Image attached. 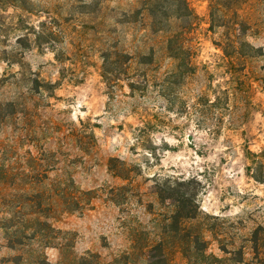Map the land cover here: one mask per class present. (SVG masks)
<instances>
[{
	"label": "rangeland",
	"instance_id": "374dc122",
	"mask_svg": "<svg viewBox=\"0 0 264 264\" xmlns=\"http://www.w3.org/2000/svg\"><path fill=\"white\" fill-rule=\"evenodd\" d=\"M183 1L0 0V157L50 150L93 196L48 219L42 264H187L195 234L198 264H264V0Z\"/></svg>",
	"mask_w": 264,
	"mask_h": 264
},
{
	"label": "trees",
	"instance_id": "16d2710c",
	"mask_svg": "<svg viewBox=\"0 0 264 264\" xmlns=\"http://www.w3.org/2000/svg\"><path fill=\"white\" fill-rule=\"evenodd\" d=\"M181 4L184 5L183 0ZM172 42L173 38L168 40V53L180 61L178 67L185 66L190 71L191 66L185 64L188 54L183 48L173 50ZM0 107L3 105L0 104ZM26 154L24 165L17 169L0 157V236L3 240L0 247L16 252L14 256L0 257V264H21L28 258L31 264H42V244L52 247L61 235L59 230L49 224L48 219L57 212L87 208L93 198L91 191H82L76 186L67 168H56L54 152L42 148L38 155L30 151ZM256 167L259 171L253 174V178L263 181V165L259 163ZM118 169L114 175L127 179L129 172L124 163ZM51 173H54L52 177ZM188 184L180 182L167 187L171 204L176 208L175 219L194 220L198 216L195 209L198 207L193 194L188 193ZM164 191L158 189L160 199ZM172 247L181 252L187 264L204 263L212 258L211 254L205 253L206 244L198 240V234L187 246L173 244ZM157 248L162 249L158 244L150 250Z\"/></svg>",
	"mask_w": 264,
	"mask_h": 264
}]
</instances>
